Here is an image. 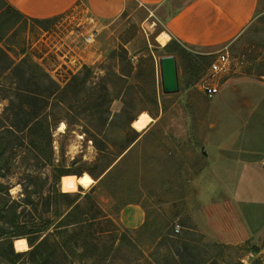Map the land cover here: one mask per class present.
I'll use <instances>...</instances> for the list:
<instances>
[{
	"label": "rangeland",
	"instance_id": "rangeland-1",
	"mask_svg": "<svg viewBox=\"0 0 264 264\" xmlns=\"http://www.w3.org/2000/svg\"><path fill=\"white\" fill-rule=\"evenodd\" d=\"M146 14L129 10L105 22L77 11L1 29L0 264H264V225L257 237L222 243L192 217L228 192L203 175L202 139L234 133L225 122L230 107L202 92L213 56L183 75ZM228 46L231 72L221 82L264 80V0ZM167 55L176 58L174 94L161 90L159 59ZM246 190L252 204L244 211L257 223L264 188ZM129 205L145 212L134 230L120 221ZM31 223L44 230L14 237Z\"/></svg>",
	"mask_w": 264,
	"mask_h": 264
},
{
	"label": "crops",
	"instance_id": "crops-1",
	"mask_svg": "<svg viewBox=\"0 0 264 264\" xmlns=\"http://www.w3.org/2000/svg\"><path fill=\"white\" fill-rule=\"evenodd\" d=\"M3 1L26 19L40 21L85 11L91 18L106 22L129 10L139 13L146 10L147 19L155 20L160 28L156 39L162 46L175 41L190 54L207 58L239 38L253 21L259 5V0ZM217 94L223 99L221 106L230 107L231 118L225 122L233 124L234 133L215 136L212 142L204 135L203 175L208 173L211 185L228 188V192L221 201L192 210V217L213 239L222 243L242 242L257 237L264 225V216L256 223V213L250 214L248 207L244 211V205L252 197L247 187L264 188V80L232 76L224 80ZM212 208L225 215L220 225V216H212ZM120 221L126 229H137L145 221V212L138 205L126 206L120 213Z\"/></svg>",
	"mask_w": 264,
	"mask_h": 264
},
{
	"label": "trees",
	"instance_id": "trees-1",
	"mask_svg": "<svg viewBox=\"0 0 264 264\" xmlns=\"http://www.w3.org/2000/svg\"><path fill=\"white\" fill-rule=\"evenodd\" d=\"M2 7L0 8V31L2 28H4L7 25H12L16 24L19 20H24L25 17L21 15L16 9L13 7L9 6L7 3L4 1L2 2ZM36 21V20H35ZM38 21V20H37ZM166 50H168L169 53H176L177 57L180 60V65L182 68V73L183 75H186L188 71H193L195 74L200 72L201 66L199 65L198 62L200 63H206V60L208 59L207 57L203 56H193L189 52H187L185 49L180 47L178 43L175 41H170L169 44L166 45ZM51 83L55 85V82L51 80ZM55 93V92H50ZM66 193L60 194V197H66ZM76 200H72L68 202L69 206H72L75 203ZM71 209V211L74 209ZM30 228V230L37 232L44 230V225L41 223H31L28 226H23L18 230V232L14 235V237H23L27 235V228ZM28 243V242H27ZM12 255L14 256H19V253L14 254L12 251ZM3 256V255H2Z\"/></svg>",
	"mask_w": 264,
	"mask_h": 264
},
{
	"label": "built area",
	"instance_id": "built-area-1",
	"mask_svg": "<svg viewBox=\"0 0 264 264\" xmlns=\"http://www.w3.org/2000/svg\"><path fill=\"white\" fill-rule=\"evenodd\" d=\"M86 41H91V37H87ZM208 72L212 81H204L201 85L203 94L211 98L215 96L221 87V79L229 75L231 72V58L229 46L223 47L220 51L214 54L213 59L208 67ZM213 78H216L215 80ZM175 231H179V225L175 226Z\"/></svg>",
	"mask_w": 264,
	"mask_h": 264
},
{
	"label": "water",
	"instance_id": "water-1",
	"mask_svg": "<svg viewBox=\"0 0 264 264\" xmlns=\"http://www.w3.org/2000/svg\"><path fill=\"white\" fill-rule=\"evenodd\" d=\"M161 90L164 94H174L178 91V73L176 58L173 55L159 59Z\"/></svg>",
	"mask_w": 264,
	"mask_h": 264
},
{
	"label": "bare ground",
	"instance_id": "bare-ground-1",
	"mask_svg": "<svg viewBox=\"0 0 264 264\" xmlns=\"http://www.w3.org/2000/svg\"><path fill=\"white\" fill-rule=\"evenodd\" d=\"M64 129H65V124H64V123H60V125H59V127H58V130H59L60 132H63Z\"/></svg>",
	"mask_w": 264,
	"mask_h": 264
}]
</instances>
